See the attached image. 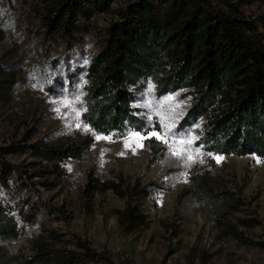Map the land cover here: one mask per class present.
Here are the masks:
<instances>
[{"label":"rangeland","instance_id":"rangeland-1","mask_svg":"<svg viewBox=\"0 0 264 264\" xmlns=\"http://www.w3.org/2000/svg\"><path fill=\"white\" fill-rule=\"evenodd\" d=\"M44 11V0H0V71L16 80L11 100L0 103V148L16 142L61 144L87 135L95 142L82 160H67L60 169L30 154L5 157L24 200L17 207L20 236L0 240V246L29 253L37 240L68 248L87 240L108 252L114 264H264V158L213 154L196 145L198 125H181L189 99L183 91L157 95L152 80L133 88V108L147 123L143 130L96 133L83 119L86 73L113 14L102 13L87 31L62 39L49 35ZM166 125L171 129L167 144L150 135H163ZM98 135L111 139L97 140ZM187 139L192 143H178ZM126 140L131 147L125 148ZM173 147L186 148L185 156L172 155ZM34 172L39 175L27 180L25 174ZM90 174L101 180L123 177L146 188L149 195L136 204L149 216V225L127 232L119 213L127 199L113 191L84 195ZM211 190L241 198L240 210L217 221L204 195ZM21 211L34 214L33 220L25 221ZM249 218L259 224L239 223Z\"/></svg>","mask_w":264,"mask_h":264},{"label":"trees","instance_id":"trees-1","mask_svg":"<svg viewBox=\"0 0 264 264\" xmlns=\"http://www.w3.org/2000/svg\"><path fill=\"white\" fill-rule=\"evenodd\" d=\"M263 6L264 0H44L43 24L51 37L69 39L75 30L87 31L102 13L113 14L86 73L83 119L96 133L143 130L147 123L135 113L133 88L152 80L157 95L183 91L189 99L181 125H198L196 145L213 154L264 158ZM1 73L0 103H8L16 80ZM94 142L87 135L61 144L16 142L0 148V240L20 236L17 207L24 200L13 184L15 168L5 157L30 154L60 169L67 160H82ZM106 191L127 199L119 212L127 232L149 225V216L136 204L149 195L146 188L123 177L101 180L90 174L84 195ZM204 195L219 222L243 203L228 191ZM20 213L25 221L34 218ZM239 223L253 227L259 221ZM29 251L11 253L0 246V264H114L108 252H99L87 240H77L71 248L37 240Z\"/></svg>","mask_w":264,"mask_h":264},{"label":"snow or ice","instance_id":"snow-or-ice-1","mask_svg":"<svg viewBox=\"0 0 264 264\" xmlns=\"http://www.w3.org/2000/svg\"><path fill=\"white\" fill-rule=\"evenodd\" d=\"M168 99H171V97H169ZM79 115V113H77V116ZM167 131H165V133L162 135L161 133L159 132H155L153 131L150 135L151 136H155L156 138L158 139H162L164 143H168V140H167V135L170 133L171 129H170V126H165ZM172 135H175V133H171ZM132 136L134 137H139L140 139H144V138H147V137H141L139 133H132L131 134ZM96 139L97 140H100V139H111L110 137H107V136H96ZM180 145H185V144H191L192 143V140L191 139H187V140H180L178 142ZM131 147V144L129 143L128 140L125 141V148H129ZM133 151H135V148L133 147L132 148ZM172 151V155L178 157V158H183L187 152V149L186 148H183V147H180V148H177V147H173L171 149ZM121 155H123V153H120ZM187 159L190 161L192 159L191 156H188ZM222 159V157H217V162H219V160Z\"/></svg>","mask_w":264,"mask_h":264}]
</instances>
